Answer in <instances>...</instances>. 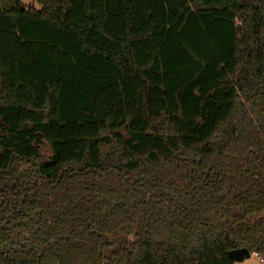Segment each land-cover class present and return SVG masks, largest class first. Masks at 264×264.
Segmentation results:
<instances>
[{
    "label": "trees",
    "instance_id": "obj_1",
    "mask_svg": "<svg viewBox=\"0 0 264 264\" xmlns=\"http://www.w3.org/2000/svg\"><path fill=\"white\" fill-rule=\"evenodd\" d=\"M0 0V264L264 263V0Z\"/></svg>",
    "mask_w": 264,
    "mask_h": 264
},
{
    "label": "rangeland",
    "instance_id": "obj_2",
    "mask_svg": "<svg viewBox=\"0 0 264 264\" xmlns=\"http://www.w3.org/2000/svg\"><path fill=\"white\" fill-rule=\"evenodd\" d=\"M6 2H7L6 0H3L4 6H6ZM22 6L25 8L39 7L37 0H22ZM235 264H264V263L256 254H252L249 258H246L244 260H237Z\"/></svg>",
    "mask_w": 264,
    "mask_h": 264
},
{
    "label": "water",
    "instance_id": "obj_3",
    "mask_svg": "<svg viewBox=\"0 0 264 264\" xmlns=\"http://www.w3.org/2000/svg\"><path fill=\"white\" fill-rule=\"evenodd\" d=\"M229 255L237 261V260H244L246 258H249L251 256V253L247 248H239L230 251Z\"/></svg>",
    "mask_w": 264,
    "mask_h": 264
}]
</instances>
